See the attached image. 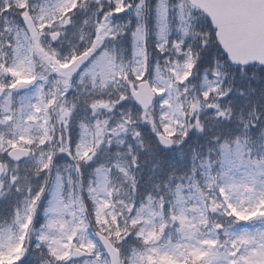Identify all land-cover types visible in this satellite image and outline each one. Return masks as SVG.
I'll list each match as a JSON object with an SVG mask.
<instances>
[{
    "label": "snow or ice",
    "instance_id": "snow-or-ice-1",
    "mask_svg": "<svg viewBox=\"0 0 264 264\" xmlns=\"http://www.w3.org/2000/svg\"><path fill=\"white\" fill-rule=\"evenodd\" d=\"M0 264H264V0H0Z\"/></svg>",
    "mask_w": 264,
    "mask_h": 264
}]
</instances>
